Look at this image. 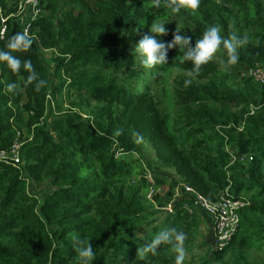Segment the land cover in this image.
Listing matches in <instances>:
<instances>
[{"label": "trees", "instance_id": "trees-1", "mask_svg": "<svg viewBox=\"0 0 264 264\" xmlns=\"http://www.w3.org/2000/svg\"><path fill=\"white\" fill-rule=\"evenodd\" d=\"M20 2L0 0V51L20 60L15 72L0 61V148L23 142L16 166L0 162V264H80L73 235L91 244L90 264H175L173 230L185 250L210 222L182 187L173 199L184 183L212 200L228 187L247 201L214 264H264L249 252L264 256V80L246 74L264 66V0H200L177 12L180 0H40L34 18ZM156 22L165 33L151 32ZM27 23L30 47L7 48ZM210 26L221 44L197 69L184 51ZM145 35L164 43L163 65L143 64ZM233 35L238 59L228 64L223 41Z\"/></svg>", "mask_w": 264, "mask_h": 264}, {"label": "clouds", "instance_id": "clouds-1", "mask_svg": "<svg viewBox=\"0 0 264 264\" xmlns=\"http://www.w3.org/2000/svg\"><path fill=\"white\" fill-rule=\"evenodd\" d=\"M200 0H180L179 4L170 5L172 12H177L181 6H186L191 9L197 8ZM151 32L156 34L165 33L166 29L163 23L156 22L151 25ZM247 36H244L241 40V44H245L247 42ZM235 40V36L233 35L231 39H225L223 41L224 48L228 51V64H235L238 56L234 53L233 43ZM174 42L181 45V48H185L188 44L187 37L181 35L174 36ZM32 43L31 37L24 32H17L12 35L7 43V48L13 50H27ZM221 44V37L218 35V28L216 26L208 27L201 39L196 41L195 47L192 49H188L184 51V59H191L194 66L198 69L199 66L205 62H207L213 53L217 50L218 46ZM169 47L172 46L170 43ZM137 51L145 57L143 60V64L145 66H151L153 64L163 65L166 62L165 57V45L163 42L158 40L157 38L151 35H145L137 44ZM0 61H6L7 65L15 72L20 67V60L10 55L8 52L0 51ZM24 68L31 70L32 65L31 62L25 60ZM33 77L30 75L29 80ZM185 86L189 83V81H184ZM11 87V86H10ZM174 231V250L178 253L175 258V264H181L183 259V248L182 243L185 238L183 232ZM73 240L76 241L75 244V252L77 257L79 258L80 264H90L93 259L94 253L92 251V246L89 242H85L84 239L73 235ZM170 239V234L168 232L161 233L157 235L152 241V245L150 246V250L155 253V248L162 241H168Z\"/></svg>", "mask_w": 264, "mask_h": 264}, {"label": "built area", "instance_id": "built-area-1", "mask_svg": "<svg viewBox=\"0 0 264 264\" xmlns=\"http://www.w3.org/2000/svg\"><path fill=\"white\" fill-rule=\"evenodd\" d=\"M40 0H21L19 3V11L28 10L33 16L40 11ZM32 19V18H31ZM29 23L24 25V33H27ZM4 28H1V32ZM246 74L256 81L264 80V66L256 65L247 69ZM23 142L20 139H14L7 148H0V162L16 166L19 161V148ZM183 191L193 196V205L203 210L210 218V226L213 237V250L224 249L232 239L239 223V210L247 201L243 198H235L228 190V187L219 194L216 200L209 199L205 195L198 192L195 188L188 184H182L180 187L174 188L173 199H177ZM150 190L148 196H150ZM173 202H169L164 208L166 211H172ZM191 212V208H188Z\"/></svg>", "mask_w": 264, "mask_h": 264}, {"label": "rangeland", "instance_id": "rangeland-1", "mask_svg": "<svg viewBox=\"0 0 264 264\" xmlns=\"http://www.w3.org/2000/svg\"><path fill=\"white\" fill-rule=\"evenodd\" d=\"M42 58L44 59L45 63L49 66V68L52 67V62H51V58L50 56H53V52L52 50L49 49H43L42 51ZM148 70V68H147ZM181 69L178 67H173L170 69L171 72H176V71H180ZM154 88H158L160 89L162 87L161 83L157 80L154 79ZM167 82H169L170 84V80H167ZM65 89V88H64ZM71 97L73 98V96H75V92L71 91ZM68 102H69V98H67L66 94H65V90L62 91V104L61 106V110L63 111L66 108H68ZM52 107H53V103H51ZM59 111L56 110V113H58ZM55 114V111L52 113ZM51 118V114H49V119ZM17 133L19 134L20 131H17ZM144 151H146V155L148 157H153L154 156V151L152 148H149L147 145L145 146V148L143 149ZM173 170L170 169V175L172 174ZM185 184V183H184ZM45 185L44 184H39L36 187L37 191H43L45 189ZM28 191H31V185L28 184ZM210 224V223H209ZM207 219L205 218L203 221L201 220V222L199 223L198 227H197V233L196 235H194L191 243L189 244V246L187 247V249L183 250V259L182 262L184 264H199L201 259H209L210 262L208 264H214V259L212 257V250L211 248H213V244H211V248H209V243L211 242V228L209 226ZM212 242H213V237H212ZM250 254L255 257V259L257 260H261L264 258V256L260 253L259 250H250L249 251Z\"/></svg>", "mask_w": 264, "mask_h": 264}]
</instances>
